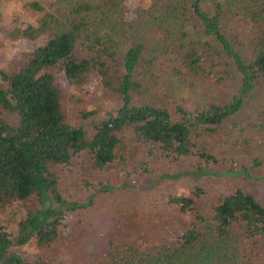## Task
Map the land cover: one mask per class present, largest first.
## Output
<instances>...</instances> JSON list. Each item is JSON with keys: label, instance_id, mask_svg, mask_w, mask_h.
Segmentation results:
<instances>
[{"label": "trees", "instance_id": "16d2710c", "mask_svg": "<svg viewBox=\"0 0 264 264\" xmlns=\"http://www.w3.org/2000/svg\"><path fill=\"white\" fill-rule=\"evenodd\" d=\"M26 6L39 19L14 37H46L47 43L19 55L9 72L0 67V264H82L71 256H85V247L98 252H87L91 260L84 264H264V205L243 189L217 196L212 208L186 196L171 198L191 215L172 240H108L97 247L64 237L67 215L91 202L65 199L56 172L83 154L94 169L109 168L122 160L129 139L150 154L206 163L218 162L212 153L218 142L231 152L249 149L254 140L232 142L224 133L237 128L258 91L262 101L252 108L253 122L264 130V0H141L132 19L126 0ZM61 79L74 97L97 90L96 97L121 106L92 131L74 127ZM199 88L206 95L219 92L203 107L177 103ZM247 153L237 176L264 164ZM32 243L43 255L24 252Z\"/></svg>", "mask_w": 264, "mask_h": 264}, {"label": "rangeland", "instance_id": "374dc122", "mask_svg": "<svg viewBox=\"0 0 264 264\" xmlns=\"http://www.w3.org/2000/svg\"><path fill=\"white\" fill-rule=\"evenodd\" d=\"M52 1L57 0H12L0 4V67L4 71L9 72L22 53L47 43L46 37L36 41L14 37L17 29H24L27 24H36L39 19L26 3L37 2L48 7ZM140 3L141 0H126L129 18H133V11ZM51 72L56 74L57 79L61 78V73L56 70ZM61 84L63 90H66L64 107L68 121L74 127L92 131L106 113H115L121 106L119 101L96 97L100 94L96 88L97 94L80 98L72 96L71 89L67 88L62 79ZM197 92L198 95L184 93L178 97L177 103L187 109L203 107L204 102H208L219 91L212 88L206 95L199 88ZM260 93L258 91L248 101L241 119L237 120V128L224 133V137L232 142L236 138L244 141L246 137L254 142H250L251 147L241 153L231 152L219 142L214 144L212 153L219 163H206L196 157L168 158L160 151L150 154L149 148L129 139L124 142L122 160L109 168L94 169L86 154L76 157L69 166L58 168L56 172L65 199L81 204L91 202L90 207L67 215L63 226L64 237L73 242L84 240L97 247H103L108 240L138 243H160V240L166 238L172 240L182 235L185 226L191 221L190 214L182 213L170 202L171 198L177 196L196 199L212 208L217 196L243 189L264 205V164L261 167L249 165L245 177L236 175L245 167L243 164L249 161L248 151H253L254 156L264 162V130L256 129L260 125L255 126L252 113V108L262 101ZM185 97L189 98L187 103ZM95 108L99 109L98 113L90 117L81 115ZM10 229L13 231V226ZM62 245V248L61 244L55 248H61L60 251L65 254L66 246ZM82 245H77V252L82 251ZM23 250L28 255H43V249L34 243ZM84 250L85 256L81 252L77 258L71 256L72 259L84 264L91 260V255H97L98 252V249L92 247H85ZM87 252L92 253L87 255Z\"/></svg>", "mask_w": 264, "mask_h": 264}, {"label": "clouds", "instance_id": "9594fccd", "mask_svg": "<svg viewBox=\"0 0 264 264\" xmlns=\"http://www.w3.org/2000/svg\"><path fill=\"white\" fill-rule=\"evenodd\" d=\"M12 7H19V5H13Z\"/></svg>", "mask_w": 264, "mask_h": 264}]
</instances>
